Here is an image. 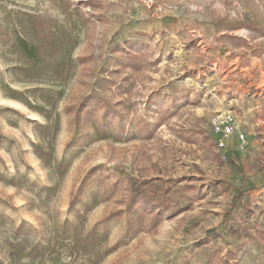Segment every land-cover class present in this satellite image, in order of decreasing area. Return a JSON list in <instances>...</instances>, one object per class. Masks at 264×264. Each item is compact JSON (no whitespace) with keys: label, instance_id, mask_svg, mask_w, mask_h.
<instances>
[{"label":"rangeland","instance_id":"374dc122","mask_svg":"<svg viewBox=\"0 0 264 264\" xmlns=\"http://www.w3.org/2000/svg\"><path fill=\"white\" fill-rule=\"evenodd\" d=\"M0 264H264V0H0Z\"/></svg>","mask_w":264,"mask_h":264},{"label":"trees","instance_id":"16d2710c","mask_svg":"<svg viewBox=\"0 0 264 264\" xmlns=\"http://www.w3.org/2000/svg\"><path fill=\"white\" fill-rule=\"evenodd\" d=\"M91 173L89 177L92 175ZM145 185L149 184L148 182L144 183ZM128 209H133L135 207L138 208L140 211H147V212H153L160 208V205H158L152 198L149 197H141L140 195L135 196L131 202L128 204Z\"/></svg>","mask_w":264,"mask_h":264},{"label":"built area","instance_id":"2783aa9c","mask_svg":"<svg viewBox=\"0 0 264 264\" xmlns=\"http://www.w3.org/2000/svg\"><path fill=\"white\" fill-rule=\"evenodd\" d=\"M222 117H216L213 119L212 126L214 127L215 131L223 132L225 136H230L233 134L235 127L232 125H227L223 127L225 124V120Z\"/></svg>","mask_w":264,"mask_h":264},{"label":"bare ground","instance_id":"6f19581e","mask_svg":"<svg viewBox=\"0 0 264 264\" xmlns=\"http://www.w3.org/2000/svg\"><path fill=\"white\" fill-rule=\"evenodd\" d=\"M240 137H241V135H239V142H240ZM225 142L227 143V141L223 140V144H225Z\"/></svg>","mask_w":264,"mask_h":264}]
</instances>
